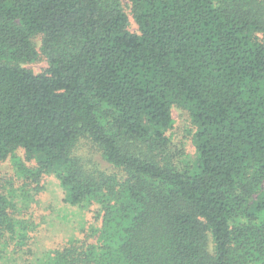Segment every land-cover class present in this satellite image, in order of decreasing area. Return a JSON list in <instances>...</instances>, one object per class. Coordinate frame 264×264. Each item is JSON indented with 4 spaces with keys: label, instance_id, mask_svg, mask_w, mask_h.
Masks as SVG:
<instances>
[{
    "label": "trees",
    "instance_id": "16d2710c",
    "mask_svg": "<svg viewBox=\"0 0 264 264\" xmlns=\"http://www.w3.org/2000/svg\"><path fill=\"white\" fill-rule=\"evenodd\" d=\"M8 156L25 182L0 193L6 264H264V0H0ZM44 175L93 221L39 257L19 214Z\"/></svg>",
    "mask_w": 264,
    "mask_h": 264
},
{
    "label": "rangeland",
    "instance_id": "374dc122",
    "mask_svg": "<svg viewBox=\"0 0 264 264\" xmlns=\"http://www.w3.org/2000/svg\"><path fill=\"white\" fill-rule=\"evenodd\" d=\"M125 6V5H124ZM126 12L129 14L128 29L137 32V25L130 16L128 8L125 6ZM42 35H36L32 38L33 43L38 51L35 60L22 64L34 73H39L47 68V61L40 52ZM173 118V126L167 132V135L173 142L181 143L185 146L188 154L194 155L195 149L191 141L193 127L190 123L188 111L179 105H173L171 108ZM80 153L87 156L88 160H93L105 166L99 160L97 153L88 144L83 143L80 146ZM15 155L19 157L26 165L34 166L33 161H27L23 149L17 148ZM15 164L12 156L0 161V193L7 194L13 189H18L24 184V180L16 176ZM36 184L31 183V187ZM39 191H31L32 200H30L27 210L19 214L20 218L28 220L33 227L29 230V236L36 238L37 249L41 253L46 251L45 247L55 248L63 245L71 235L78 234L79 228L88 226L93 221V215L90 210L78 209L71 207L62 202V190L58 181L52 175H44L39 181ZM79 227V228H78ZM78 228V229H77ZM33 240V239H31ZM45 246V247H44ZM9 252H0V264H6V254Z\"/></svg>",
    "mask_w": 264,
    "mask_h": 264
}]
</instances>
